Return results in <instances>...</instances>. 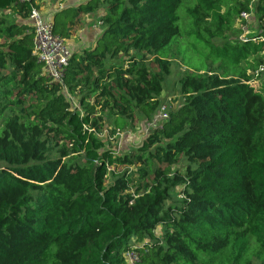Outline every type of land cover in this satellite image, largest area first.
I'll return each mask as SVG.
<instances>
[{
	"label": "trees",
	"instance_id": "trees-1",
	"mask_svg": "<svg viewBox=\"0 0 264 264\" xmlns=\"http://www.w3.org/2000/svg\"><path fill=\"white\" fill-rule=\"evenodd\" d=\"M72 9L55 34L102 9L100 31L53 81L29 5L0 0V264H264V0ZM242 12L254 39H237ZM181 43L178 105L116 153L103 135L151 120Z\"/></svg>",
	"mask_w": 264,
	"mask_h": 264
},
{
	"label": "rangeland",
	"instance_id": "rangeland-1",
	"mask_svg": "<svg viewBox=\"0 0 264 264\" xmlns=\"http://www.w3.org/2000/svg\"><path fill=\"white\" fill-rule=\"evenodd\" d=\"M64 1L65 0H60V1L59 0H45L44 7H42L41 11L46 12L47 14H51L52 10L54 12L55 9H59V7L61 6L64 7V4H63ZM86 1L81 4L86 3ZM73 12H74L73 9H67L64 12L59 13L58 16H62V14H64L66 17H71L73 15ZM6 13L8 14V17L10 18V20H16L15 12L8 10ZM99 14L92 15L91 19L89 20V23H92L93 21L97 20ZM254 22H255V19L253 18L252 20L248 22V25L244 27L243 31L245 32L244 33L245 37L248 38L258 32V30L256 29V23ZM82 24L84 25V20ZM235 28L240 29V25H236ZM79 31H82V30H79ZM79 35H81L80 32H78L77 34L75 33L74 35L71 36L72 42L70 44L71 46H69L70 52H72L75 49V47H77L78 41L81 40V37H79ZM234 37L235 35L231 34L229 35L228 38L234 39ZM237 39H238V36H237ZM215 43L221 45L223 42L220 40H217L215 41ZM182 47H183L182 43L179 46H176L174 44L173 46H171L170 51H169V56H170L169 58L171 59L172 64H171L170 74L164 83L163 91L160 96L161 105H165L167 111L175 108L180 101V94L178 91L177 79L181 75L182 71L185 69V66L180 58L181 57L180 51ZM218 62L219 60L217 61L215 60L214 63H218ZM261 83H264V75H260L256 80H253V84L259 85ZM66 96L70 100L71 103L74 104L76 102L75 97L72 94H69L68 92H66ZM148 123L149 122H147L144 117H140L139 122L135 126H131L129 127V129H124V130L117 132L113 138L110 137L106 133L105 135H103L102 139L105 142V144L111 147L112 149H114L116 153H121L130 148H135L140 144V142L146 136V133L150 128ZM134 258L135 257H132L131 260L128 259L130 264L135 263Z\"/></svg>",
	"mask_w": 264,
	"mask_h": 264
},
{
	"label": "built area",
	"instance_id": "built-area-1",
	"mask_svg": "<svg viewBox=\"0 0 264 264\" xmlns=\"http://www.w3.org/2000/svg\"><path fill=\"white\" fill-rule=\"evenodd\" d=\"M29 5L27 23L30 25L33 33L32 53L41 63L42 73L53 81H61L63 70L67 64L71 54L70 48L64 38L59 37L53 31L52 14H46L42 10L40 0H17ZM250 14L242 12L238 21L242 19L250 21ZM242 32L239 35V40H245L244 25L240 24ZM254 39V36H250ZM255 74L264 75V65H260ZM167 118V110L165 105H161L158 111L152 116L149 121V127L157 126ZM151 124V125H150ZM134 255L127 254L129 260Z\"/></svg>",
	"mask_w": 264,
	"mask_h": 264
},
{
	"label": "crops",
	"instance_id": "crops-1",
	"mask_svg": "<svg viewBox=\"0 0 264 264\" xmlns=\"http://www.w3.org/2000/svg\"><path fill=\"white\" fill-rule=\"evenodd\" d=\"M85 1L86 0H65L63 3L64 7H62V6L59 7V9L61 8L62 10L55 9L54 12H53V10L51 11L52 19L55 17L56 13H62L67 9L75 8ZM40 3L42 5V7H44L45 0H40ZM99 13L102 14V9L101 10L99 9L97 12L87 13V14L83 15L80 19V22H81L80 26L76 30L71 31L69 37L65 38V42L68 44V46H71L70 45L72 42L71 36L74 35L75 33L77 34L78 32L81 33V35H79V37H81V40L78 41L77 47H75V49L73 51H75V50L78 51L84 47L92 45L96 36H98V34H99L100 28L98 25L99 24L98 20H95L92 23H89V20L91 19L92 15L99 14ZM53 14H54V17H53ZM62 15H64V14H62ZM57 17H61V16H57ZM83 20H84V25L82 24ZM79 30H82V31H79Z\"/></svg>",
	"mask_w": 264,
	"mask_h": 264
},
{
	"label": "water",
	"instance_id": "water-1",
	"mask_svg": "<svg viewBox=\"0 0 264 264\" xmlns=\"http://www.w3.org/2000/svg\"><path fill=\"white\" fill-rule=\"evenodd\" d=\"M58 10H62V9L60 8V9H58ZM53 17H54V14H53Z\"/></svg>",
	"mask_w": 264,
	"mask_h": 264
}]
</instances>
